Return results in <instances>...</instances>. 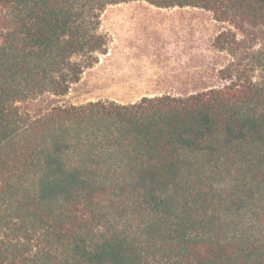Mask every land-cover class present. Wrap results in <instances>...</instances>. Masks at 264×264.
Segmentation results:
<instances>
[{"label":"trees","instance_id":"1","mask_svg":"<svg viewBox=\"0 0 264 264\" xmlns=\"http://www.w3.org/2000/svg\"><path fill=\"white\" fill-rule=\"evenodd\" d=\"M126 0H0V264H264V0L188 91L68 102Z\"/></svg>","mask_w":264,"mask_h":264},{"label":"rangeland","instance_id":"2","mask_svg":"<svg viewBox=\"0 0 264 264\" xmlns=\"http://www.w3.org/2000/svg\"><path fill=\"white\" fill-rule=\"evenodd\" d=\"M221 26L200 7H158L146 0L109 4L101 13L108 53L85 68L64 99L127 102L150 93L188 91L220 62L213 40Z\"/></svg>","mask_w":264,"mask_h":264}]
</instances>
